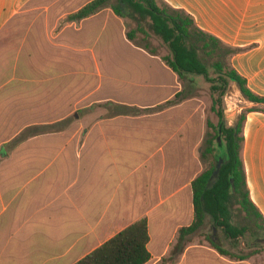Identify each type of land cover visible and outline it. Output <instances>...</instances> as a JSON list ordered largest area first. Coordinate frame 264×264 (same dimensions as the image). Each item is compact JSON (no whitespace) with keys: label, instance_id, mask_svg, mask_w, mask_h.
<instances>
[{"label":"crops","instance_id":"1","mask_svg":"<svg viewBox=\"0 0 264 264\" xmlns=\"http://www.w3.org/2000/svg\"><path fill=\"white\" fill-rule=\"evenodd\" d=\"M33 1L0 0V33ZM74 1L81 5L69 14L93 0ZM158 1L239 49L231 65L264 97V0ZM33 58L22 56L0 76V264H76L144 218L151 255L146 264H257L222 254L219 248L231 252L214 240L192 239L178 251L179 231L195 220L193 182L207 168L200 107L196 100L170 104L182 91L171 72L147 65L111 73L107 101L115 112L83 125L82 133L36 132L5 150L20 134H6L12 126L5 124V112L59 105L58 74H43ZM243 100L245 109L263 106ZM243 136L251 199L264 217V112L247 113Z\"/></svg>","mask_w":264,"mask_h":264},{"label":"rangeland","instance_id":"2","mask_svg":"<svg viewBox=\"0 0 264 264\" xmlns=\"http://www.w3.org/2000/svg\"><path fill=\"white\" fill-rule=\"evenodd\" d=\"M79 5L81 3L74 0H34L23 14L12 20L0 33V76L3 75L2 72L14 68L22 56H32L33 62H36L43 74L48 76L51 71L54 75L58 74L60 94L58 107L54 104L52 108L49 98L50 103L45 105L42 112L28 108L5 112L8 115L5 124L11 122L12 126L11 131L6 134L20 131L13 141L3 146L5 150L16 149L22 141L31 137L25 132L50 133L59 129L61 132L70 130L71 133H82L85 128L83 125L98 120L101 114L115 112L116 105L107 101V87L110 86L107 77L118 70L140 72L149 65L157 71L171 72L174 85L182 90L185 87L163 59L171 53L167 44L153 35L146 37L139 33L140 40L146 39L157 49L156 55H153L129 40L128 32L138 28L134 18L121 17L111 7H107L86 21L69 22V13L78 9ZM122 7L126 12V6L123 4ZM151 61L154 62L153 65ZM190 78L196 91L187 100H196L198 103L205 124V134L210 131L207 128L208 121L215 125L218 123L217 111H213L215 102L216 110L224 112L226 124L229 126L231 123L236 125L239 117L251 109L244 108L243 97L235 82L228 81L224 84L220 81H209L201 75H190ZM208 78H218L213 67H209ZM106 108H111V111ZM257 108L264 109V105ZM144 111L148 113L153 110ZM57 119H60L59 125H56ZM35 122L55 125L27 127L28 123ZM222 153L223 147L217 146L216 157ZM205 163L208 170L216 161L210 156ZM226 217L227 223L241 229L244 236L230 237L224 226L216 224L213 217L207 215L204 228L193 241L214 240L231 254L250 255L249 259L255 258L257 264H264V227L261 223L246 217L239 206H234Z\"/></svg>","mask_w":264,"mask_h":264},{"label":"trees","instance_id":"3","mask_svg":"<svg viewBox=\"0 0 264 264\" xmlns=\"http://www.w3.org/2000/svg\"><path fill=\"white\" fill-rule=\"evenodd\" d=\"M123 4L126 6V12L123 10ZM107 7H111L121 17L131 16L137 21L138 28L129 31L127 35L138 47L148 50L153 55L157 53V49L146 39H139V33L146 37L153 35L167 44L171 53L163 59L185 84L183 90L170 104L192 97L196 87L190 75H201L209 81H220L224 84L228 81L235 82L247 101L264 105V97L254 93L249 88L247 80L230 63L231 57L240 50L226 45L216 36L202 30L194 18L183 10L174 9L158 0H93L79 11L69 14L67 20L82 21ZM209 67H213L217 72V80L208 78ZM216 104L215 102L213 111H217L218 123L215 125L211 121L207 122L210 131L205 134L202 152L204 161L213 156L216 164L193 182L195 220L191 226L179 231L176 245L179 252L201 233L207 215L212 216L216 224L224 226L230 237L244 236L241 229L227 223L226 216L234 206H239L246 217L261 223L264 227V217L251 199L242 157L243 125L247 113L264 112V109H249L239 117L236 125L229 126L226 124L224 112L216 110ZM35 133L36 131L25 132L27 136ZM216 144L224 150V153L217 157ZM220 159L223 160L222 168L216 174ZM149 241L148 220L144 218L121 231L76 264H146L151 259ZM219 250L236 260H247L250 257L234 255L221 248Z\"/></svg>","mask_w":264,"mask_h":264},{"label":"water","instance_id":"4","mask_svg":"<svg viewBox=\"0 0 264 264\" xmlns=\"http://www.w3.org/2000/svg\"><path fill=\"white\" fill-rule=\"evenodd\" d=\"M222 164H223V160L222 159H220L219 160V163H218V166H217V170H216V174H218L219 173V171L221 170V168H222Z\"/></svg>","mask_w":264,"mask_h":264}]
</instances>
